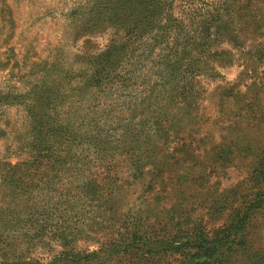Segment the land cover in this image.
Returning a JSON list of instances; mask_svg holds the SVG:
<instances>
[{"label": "trees", "instance_id": "16d2710c", "mask_svg": "<svg viewBox=\"0 0 264 264\" xmlns=\"http://www.w3.org/2000/svg\"><path fill=\"white\" fill-rule=\"evenodd\" d=\"M173 1L93 0L88 8L74 11L83 22L78 29L81 35L95 31L94 28L113 32L105 51L83 58L77 70L79 75H76L82 80L80 89L101 90L111 80H118L115 91H124L145 78L143 66L156 57L151 62V70L160 77V84H150L151 101L128 107V124L117 121L119 139L134 158L132 177L141 182L148 177L145 188L149 198L143 209L127 214L131 221H126L116 242L111 241L98 251L79 253L64 247L72 241L69 227L62 224L57 230L64 250L53 255L48 264H107L115 258H119L118 264H264V107L260 105L261 97L251 95L253 88H250L243 95L236 93L221 98L218 116L210 121L211 127H207L210 119L200 113L202 93L197 90V78L203 69L226 54L212 53L218 40L216 30L211 32V24L221 23V18L213 17L198 41L181 42L184 29L171 18ZM4 2L0 0V11L9 9ZM254 19V23L260 20L256 16ZM129 57L134 58L131 61L136 64L135 69L128 68L122 75L116 73ZM74 74L76 72L70 70L62 79ZM59 87L42 84L33 89V92L39 90L29 108L33 119L34 160L15 165L0 160V186L4 190L0 202V264H43L20 250L19 239L25 235L30 241L40 242L47 233L42 230L47 221L42 222V213L36 211L24 210L13 216L5 197L10 195L7 189L18 198L31 186L33 191L37 190V185L33 184L36 176L33 169H39L43 155L55 156L57 141L68 123L51 124L45 118L52 119L50 109ZM92 123L98 129L102 124L98 118ZM216 130L221 141L215 139ZM106 136L102 135L104 138L94 147L100 150V157L106 154L104 145L114 143V136ZM171 136L177 147L168 151ZM230 169H246L245 177L251 189L241 198L238 190L245 191L241 185L229 190L217 189L221 185L220 178ZM108 180L110 185L115 183L113 177L109 176ZM97 190L95 181L83 187L87 195ZM215 195L221 199L213 202ZM109 198L110 205L114 201L112 192ZM219 203L220 216L227 211L229 214L223 225L210 229L198 217L212 208L209 204Z\"/></svg>", "mask_w": 264, "mask_h": 264}, {"label": "rangeland", "instance_id": "374dc122", "mask_svg": "<svg viewBox=\"0 0 264 264\" xmlns=\"http://www.w3.org/2000/svg\"><path fill=\"white\" fill-rule=\"evenodd\" d=\"M4 1L9 9L0 11V160L15 165L36 157L31 148L33 119L29 112L39 91L33 92L36 86L60 85L50 109L53 120L50 117L45 120L57 125L68 123L57 141L55 156L43 155L39 169H33L36 173L33 184L37 185V190L33 191L31 186L18 198L7 189L10 195L5 197V202L12 208L13 216L24 210L36 211L42 213V222L47 221L42 229L47 231L44 239L30 241L22 235L20 250L48 264L64 247L79 253L106 248L111 241L116 242L119 231H123L126 221L131 219L127 214L143 209L149 198L145 188L148 177L143 182L132 177L134 158L119 139L117 121L128 124V107L151 101L150 84H160V77L151 70V62L156 57L143 66L145 78L124 91H115L118 80H111L101 90L80 89L82 80L76 75H79L77 70L83 58L105 51L113 35L112 29L94 28L95 31L86 35L79 32L83 22L74 11L88 8L93 0ZM170 13L175 25L184 29L181 42L198 41L212 18H221V23L211 24V32L216 30L218 40L212 53L226 54L203 69L197 78V90L202 93L200 113L210 119L207 127H211L210 121L218 116L221 98L228 95H243L253 88L251 95H260V105L264 107V0H174ZM255 16L260 19L256 23ZM132 59L129 57L116 73L122 75L128 68L135 69ZM54 65L58 68L51 70L49 67ZM70 70L76 74L62 79ZM96 118L102 123L99 129L92 123ZM105 134L106 138L114 136V143L105 144L106 154L100 157V150L94 147ZM218 134L216 130L215 139L221 141ZM173 138L168 140V151L177 147ZM245 175L246 169H230L220 178L221 185L217 189L229 190L241 185L245 189L238 190L241 198L251 189ZM109 176L115 179L112 185ZM90 181L97 183L98 190L87 195L83 187ZM1 188L0 202L4 191ZM111 192L114 201L109 205ZM213 199L214 202L221 198L215 195ZM220 206V203L209 204L212 208L198 217L210 229L226 221L229 211L221 217L217 212ZM62 224L69 227L71 234L72 242L68 246L62 244L57 230ZM118 261L119 258H115L107 264H118Z\"/></svg>", "mask_w": 264, "mask_h": 264}]
</instances>
